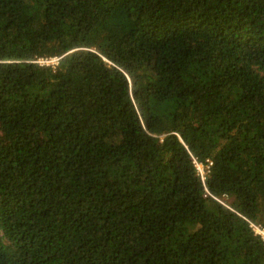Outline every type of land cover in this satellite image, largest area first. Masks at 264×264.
<instances>
[{
  "label": "trees",
  "instance_id": "1",
  "mask_svg": "<svg viewBox=\"0 0 264 264\" xmlns=\"http://www.w3.org/2000/svg\"><path fill=\"white\" fill-rule=\"evenodd\" d=\"M250 221L264 0H0V264H264Z\"/></svg>",
  "mask_w": 264,
  "mask_h": 264
},
{
  "label": "built area",
  "instance_id": "2",
  "mask_svg": "<svg viewBox=\"0 0 264 264\" xmlns=\"http://www.w3.org/2000/svg\"><path fill=\"white\" fill-rule=\"evenodd\" d=\"M59 58H51V59H40L39 63L43 64V65H56L58 63ZM196 162V166L199 170V173L201 174V176L203 178H205V173L206 171L209 169V165L205 166L203 163L195 161ZM231 200V198H230ZM230 203V201H229ZM225 205L229 206L227 203L224 202ZM250 226L253 229V231L255 232L256 235L260 236L261 239L264 241V224H258L255 222L250 221Z\"/></svg>",
  "mask_w": 264,
  "mask_h": 264
},
{
  "label": "clouds",
  "instance_id": "3",
  "mask_svg": "<svg viewBox=\"0 0 264 264\" xmlns=\"http://www.w3.org/2000/svg\"><path fill=\"white\" fill-rule=\"evenodd\" d=\"M51 59V58H50ZM43 65V64H42Z\"/></svg>",
  "mask_w": 264,
  "mask_h": 264
}]
</instances>
